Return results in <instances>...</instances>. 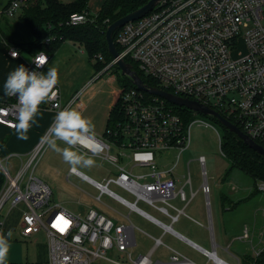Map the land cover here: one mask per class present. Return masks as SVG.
Segmentation results:
<instances>
[{"label":"built area","instance_id":"obj_1","mask_svg":"<svg viewBox=\"0 0 264 264\" xmlns=\"http://www.w3.org/2000/svg\"><path fill=\"white\" fill-rule=\"evenodd\" d=\"M36 0H9L0 7V29L5 18L18 17L23 9ZM97 13L91 10L72 13L66 24L78 26L93 22ZM247 28V30H245ZM49 41V39H47ZM119 57L137 67L145 77L156 81L160 89L176 96L197 101L222 114L256 143L264 147V0H164L144 17L122 26L115 39ZM6 44V43H5ZM7 46V45H6ZM244 46L243 53L235 57ZM120 48V50H119ZM11 58L21 57L19 49L7 46ZM31 58L29 69H36ZM46 53V52H45ZM48 56V62L51 56ZM103 54L94 55L93 62L104 61ZM111 69L121 75L117 59H112L102 69L95 71L93 81ZM138 73V72H137ZM120 75V76H119ZM123 77V75L121 76ZM121 86L115 106L117 119L108 126L103 137L92 135L77 151L98 157L112 164L116 172L103 182L89 178L82 172L75 174L95 186L100 194L97 202L108 194L121 204L137 211L208 257L213 264H229L217 255V245L208 251L190 242L173 229L179 217L186 216V206L201 191L210 206L211 187L206 170L205 156L199 157L203 182L193 190L191 178L183 184L160 169L156 163L158 152L171 156L173 150L180 154L191 144L190 129L194 120L186 123L172 103L137 88L131 79ZM56 95L44 101L55 114L65 107H79L81 91L66 103L62 102L58 85ZM176 106V105H175ZM18 120L17 99L0 92V124L14 129ZM53 121L27 153L4 155L0 145V235L7 232L4 218L13 208L21 211L19 232L23 240L44 232L48 240L49 264H197L182 253L169 248L172 254L166 261L153 259L155 249L163 244L154 238L153 247L145 254L133 256L137 247L136 226L116 222L95 208L85 214H74L53 203L49 185L38 178L36 168L50 147ZM221 141V137L219 135ZM119 150L118 154L112 149ZM15 160L11 164V160ZM129 161L132 167L124 162ZM134 167L148 168L146 173L133 172ZM115 184L136 197L130 202L110 189ZM190 187V197L186 187ZM264 191V183L258 184ZM184 204L178 207L172 200ZM143 201L170 218L169 225L141 210ZM7 212H3L5 206ZM170 209L174 212L171 213ZM211 229V228H210ZM243 239L251 244L250 257L256 261L264 251V241L253 245L249 231ZM229 251L228 248H226ZM112 254V256L110 255ZM250 259V264H253ZM238 264H244L237 258Z\"/></svg>","mask_w":264,"mask_h":264},{"label":"rangeland","instance_id":"obj_2","mask_svg":"<svg viewBox=\"0 0 264 264\" xmlns=\"http://www.w3.org/2000/svg\"><path fill=\"white\" fill-rule=\"evenodd\" d=\"M8 1L9 0H0V7H3ZM91 12L94 13L95 10L91 9ZM7 21H9L11 27H4V29L10 36L11 41L17 42V38L14 37L13 31L18 29L21 34H24V30L18 24V18L16 17L11 19L5 18L2 27L6 26ZM245 30H247V28H245ZM0 38H2L1 34ZM243 48L244 46H241L240 51L235 52L234 56L237 57L242 54ZM120 75L122 76V74ZM97 82L103 84L106 89H111L112 91L114 90L117 93L121 90L120 78L114 69L105 73V75L100 77ZM87 103L89 104L88 101ZM79 107L82 111H85L86 109V104L83 103L81 99L79 101ZM192 120L194 121L190 129V147L185 152L180 154L179 159L178 150H173L170 157H166V152H158L156 163L158 167L163 170H169L176 164V167L170 175L182 183L186 182L190 177L193 189L197 191L203 182V170L198 159L200 156H205L206 170L211 187L210 207L213 218L215 242L218 245L217 255L229 264H238L237 258L244 262L246 260L244 248L249 247L250 243L243 240L232 241L234 237L228 235L229 222L228 217L225 215L229 213L230 217L233 218L231 221L232 228L237 227V236L241 235L242 227L246 224L249 228V235L253 237L256 242L255 245L258 247L260 245V243H258V239L261 234H264V191H260L257 188L259 183L255 186L253 178L236 168L230 167L229 160L221 151L219 135L222 137L223 131L217 123H215L210 117L199 113L192 114ZM0 132H2L1 128ZM4 134L6 133H0V135ZM2 140V142H5L6 144L9 140V135H6ZM56 144L58 145L59 143L56 141ZM60 145L63 148L68 146L65 142L61 141ZM12 152L14 151L2 146V153L4 155L11 154ZM112 153L118 154L119 150L113 148ZM52 158H55V161L60 164L67 165V167L70 166L63 160L61 152L50 146L42 158L43 161L40 164V168L46 167L47 160ZM93 159L94 164L91 167H83L80 170L98 182H103V175L113 167L109 162L103 161L100 158L93 157ZM14 161L15 160L13 159L10 163L13 164ZM124 164L127 167H132V164L129 161H125ZM148 171V168H133V172L135 174L146 173ZM216 184H220V186L218 187ZM229 184L237 189H234L235 191H231L232 193L230 192L234 195L233 199L239 198L240 196H242L241 198L246 197L241 204L236 203V206L231 212L223 210V202L221 200V194L223 191H228ZM110 189L130 202L136 201V197L134 195L115 184H111ZM256 189L258 190L257 192H255ZM62 190L64 191V199L68 198L73 200L70 204H66L72 211H78L77 201H80L84 206L88 205L89 208L94 207L113 218L116 222L129 224L131 221L137 228L136 240L138 245L132 251L134 257H137L140 253L145 254L148 252L155 243L154 238H161L163 244L159 245L155 249L153 253L154 261L168 260L172 254V251L169 249L171 248L187 256L197 264H213L208 257L203 255V253H201L198 249L193 248L187 241L180 239L171 232L165 231L161 226L153 223L137 211L131 210L128 206L121 204L118 200L108 194H103L101 196V202L95 201L93 197L99 196L100 191L79 176L70 175L68 181H64ZM186 191L190 197L189 186L186 187ZM52 198H56V189L53 190ZM236 201L238 202L239 200ZM172 203L178 207H183L184 205L178 199L172 200ZM137 206L164 224L169 225L171 223L170 218L161 213L155 207L143 201H138ZM19 208H13L9 211L7 217L4 218V227L7 231L9 229L14 230L19 226V218L21 215ZM8 210L9 206L6 205L3 212H7ZM170 212L173 213L174 211L170 209ZM185 212L186 216L179 217V219L172 224L174 231L181 234L189 241L200 245L208 251H211L213 249L212 233L209 228L208 207L207 204H205V196L202 192H198L194 199L191 200V202L187 205ZM122 215H129L130 221ZM34 240L38 241L37 246L33 243ZM19 244H21V252L27 256L32 248L37 249L39 246L48 245V240L46 235L41 233L40 235H37V237H34V239L30 240L29 238ZM227 246H230L228 252L225 250ZM110 255L112 256L111 253ZM29 260L31 259L29 258ZM98 263L106 264L105 261H99Z\"/></svg>","mask_w":264,"mask_h":264},{"label":"crops","instance_id":"obj_3","mask_svg":"<svg viewBox=\"0 0 264 264\" xmlns=\"http://www.w3.org/2000/svg\"><path fill=\"white\" fill-rule=\"evenodd\" d=\"M105 1L106 0H92V1L89 0L88 7L90 10L94 9L95 10L94 13H98L100 9L102 8L103 4L105 3ZM20 53H21V57L17 59L11 58L8 54L7 46L5 44L3 37L0 38V92H3V83H4V80L7 74L10 71L14 70L21 63H23L26 67H29V64H30V61L33 55L30 54L26 50L20 51ZM53 64L58 69L57 85L60 88L62 102L66 103L77 91H81L80 99L83 103L86 104L85 111H80L77 107H72V108H75L76 110L80 111L84 116L91 119L94 125V129H93L94 135L99 136V137L105 136L106 130L108 129V125H109L111 110L116 103L117 92H115L114 90L112 91L111 89H106L105 86L97 82V80L93 81V76L95 74V68H94L93 62L89 59L87 53L85 52L84 47L74 41H71V40L64 41L58 47V49L51 55V58L48 64L45 66L43 71H46L47 67H50ZM87 101L89 102V104L87 103ZM54 116H55V112L52 109L47 108L45 102H42L40 105V111L35 117V123H33L29 129L27 140H19L15 134V129H10L0 124V128L2 132L6 133L4 135H0L1 146H3L4 148H7V149L9 148L10 150H13L14 152L12 153H27L36 144L41 134L50 126V124L52 123L54 119ZM6 135H9V140L5 144V142L4 143L2 142L3 141L2 139ZM60 141L61 140H57V142L59 143L58 147L62 149L63 147L60 145ZM61 142H64V141H61ZM42 161L43 159H41V161L39 162L36 168L35 174L38 178H40L41 180H43L49 185V187L52 190V197H53V190L56 189V198L55 199L52 198L53 203L59 204L63 208L67 209L68 211L74 214H80V215L85 214L88 209L94 208V207L89 208L88 205L84 206L83 204H81L80 201L79 202L77 201L78 211L75 212V211L70 210L66 204H70L71 202H73V200H70L68 198L67 199L63 198L64 191L62 190V187H63L64 181L65 180L68 181L70 175H75V174H69L70 166L67 167V165L58 163L57 161H55V158L47 160L46 167L40 168V164ZM112 167L114 169L111 168V170H109L106 174L103 175V178H102L103 181L116 172L115 167L113 165ZM80 172L82 171L80 170ZM82 173L85 174L84 172ZM85 175L88 176L87 174ZM88 177L93 179L90 176ZM216 185L218 187L220 186V184H216ZM234 189H235L234 186H230L229 184L228 191L227 190L223 191L221 194V200L223 202L222 204L223 210H226L228 212L229 211L231 212L233 210V208L236 206V203L241 204L243 200L246 198V197L241 198L242 196H240L239 198L233 199L234 195L231 194L232 193L231 191L237 190V189L235 190ZM250 197H251V194H250ZM236 200H239V201L237 202ZM205 204H206V200H205ZM225 216L228 217V222H229L228 235H231L232 237H234L232 241L233 240L246 241L243 239V236L245 233V229L249 231L248 226L245 224L242 227L241 235L237 236V227L232 228L231 221L233 220V218L230 217L229 213ZM208 217H209V228H211L210 230L212 233L211 235H212V246H213L214 243L216 244V242H215V237H214L213 218H212L210 206H208ZM12 231H13V236L10 238V247L7 253L6 264H23V263L49 264L48 245L39 246L37 249L32 248L29 255L25 256L21 252V244L19 243L27 239L23 240L21 238L18 227ZM41 233L45 234L44 232H40L38 234L31 236L30 240L34 239V237H37V235H40ZM260 240L264 241V234H261L260 238L258 239V243ZM12 242H15V243H12ZM33 243L36 246L38 245L37 240H34ZM255 243L256 242L253 239V245H255ZM229 247L230 246H227L226 248L229 249ZM244 251L246 253L245 254L246 260L243 263L249 264L250 259H251L250 257L251 244L249 247L244 248ZM29 258L31 260H29Z\"/></svg>","mask_w":264,"mask_h":264},{"label":"trees","instance_id":"obj_4","mask_svg":"<svg viewBox=\"0 0 264 264\" xmlns=\"http://www.w3.org/2000/svg\"><path fill=\"white\" fill-rule=\"evenodd\" d=\"M149 1L106 0L93 22L78 26H69L66 22L72 13L90 11L88 7L89 0H36L30 2L23 9L22 13L16 17L18 18V24L24 30V34H21L18 29L13 31L17 42H12L10 36L4 29V27H11L9 21L6 22V26L1 27L0 34L7 46H14L19 51L26 50L32 55L44 51L51 56L64 41H74L84 47L85 52L92 62L94 55L99 53L103 54L105 59L103 62H93L95 71H98L113 59L108 51L106 40L108 26L116 20L136 11ZM117 32L114 35V39H116ZM134 69L138 72L144 83L149 86L160 87L156 81L148 79L138 71L135 65ZM119 78L121 86L130 83L125 76H120ZM173 106L186 123L192 121V114L196 112L185 107ZM210 118L223 131L220 147L223 154L229 160L230 167L236 168L253 178L255 186L258 183H264V158L244 144L237 135L224 128L215 117ZM116 119L117 108L114 105L111 110L108 126L113 125ZM1 185L2 178H0V188ZM257 191L256 189L255 192ZM251 262L253 264H264V251L256 261L251 259Z\"/></svg>","mask_w":264,"mask_h":264},{"label":"clouds","instance_id":"obj_5","mask_svg":"<svg viewBox=\"0 0 264 264\" xmlns=\"http://www.w3.org/2000/svg\"><path fill=\"white\" fill-rule=\"evenodd\" d=\"M32 62L36 69L48 64V56L40 51ZM58 82V69L53 64L46 71L30 70L23 63L10 71L3 83V92L17 99L18 120L14 124L15 134L19 140H27L28 132L35 117L40 111V105L50 95H56L55 86ZM94 125L90 118L84 116L75 108L65 107L58 111L53 119L52 137L49 145L61 152L63 160L70 165V171L76 173L83 167L94 164L92 156L77 151L73 146L81 144L93 135ZM57 140L64 141L67 147L59 148ZM13 231L9 229L0 235V264H6Z\"/></svg>","mask_w":264,"mask_h":264},{"label":"water","instance_id":"obj_6","mask_svg":"<svg viewBox=\"0 0 264 264\" xmlns=\"http://www.w3.org/2000/svg\"><path fill=\"white\" fill-rule=\"evenodd\" d=\"M162 1L164 0H150L148 3H146L144 6L140 7L136 11L116 20L115 22H113L112 24L108 26L107 31H106L108 51L111 54L113 59H117V65L119 69L121 70V74L131 79V81L137 88L143 91H146L150 94L161 97L165 99L166 101H168L169 103H172L173 105H176L179 107H185L193 112H196V113H199L205 116L215 117L224 128H226L228 131L237 135V137H239L243 141L244 144H246L249 148L257 152L259 155H261L264 158V147H262L261 145L256 143L254 140H252L248 135H246L243 131H241L238 126H236L234 123L229 121L222 114H220L214 109L208 106H205L197 101L179 97L166 90L147 85L146 83H144L140 75L134 69L133 65L130 62H127L123 58L119 57L120 53L118 51V48H117V45L114 39L115 33L126 23L130 21L138 20L144 17L146 14L154 10Z\"/></svg>","mask_w":264,"mask_h":264}]
</instances>
